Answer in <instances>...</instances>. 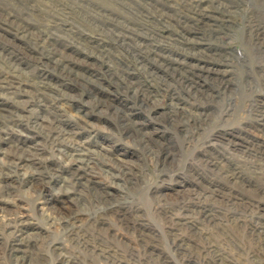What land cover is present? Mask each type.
<instances>
[{"label": "rangeland", "instance_id": "1", "mask_svg": "<svg viewBox=\"0 0 264 264\" xmlns=\"http://www.w3.org/2000/svg\"><path fill=\"white\" fill-rule=\"evenodd\" d=\"M0 264H264V0H0Z\"/></svg>", "mask_w": 264, "mask_h": 264}, {"label": "bare ground", "instance_id": "2", "mask_svg": "<svg viewBox=\"0 0 264 264\" xmlns=\"http://www.w3.org/2000/svg\"><path fill=\"white\" fill-rule=\"evenodd\" d=\"M13 21H14V20H13ZM46 39H47V38H46ZM57 59H58V58H57ZM34 122H35V121H34ZM211 136H212V135H211ZM56 141H57V140H56ZM25 151H26V150H25ZM23 152H24V151H23ZM23 152H22V153H23ZM25 154H26V153H25ZM88 154H89V153H88ZM26 156H27V155H26ZM30 157H31V156H30ZM33 157H34V156H33ZM21 158H22V156H21ZM78 159H79V158H78ZM14 162H15V161H14ZM28 164H29V163H28ZM15 165H16V164H15ZM23 165H24V164H23ZM16 167H17V166H16ZM27 168H28V167H27ZM76 168H77V167H76ZM20 169H21V168H20ZM12 172H13V171H12ZM3 179H4V178H3ZM20 222H21V221H20ZM15 223H16V222H14V224H15ZM12 225H13V224H12ZM12 225H11V226H12ZM18 225H19V223H18ZM11 226H10V227H11ZM14 226H15V225H14ZM16 228H17V227H16ZM16 228H15V229H16ZM15 231H16V230H15ZM15 231H14V232H15ZM21 232H22V231H21ZM12 233H13V232H12ZM14 234H15V233H14ZM15 235H16V234H15ZM12 250H13V249H12ZM30 258H31V257H30ZM58 263H59V262H58Z\"/></svg>", "mask_w": 264, "mask_h": 264}]
</instances>
